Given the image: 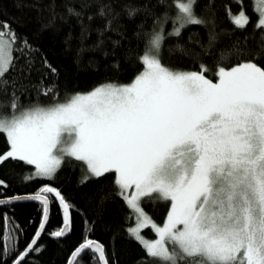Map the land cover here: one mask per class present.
<instances>
[{"label": "snow or ice", "instance_id": "snow-or-ice-1", "mask_svg": "<svg viewBox=\"0 0 264 264\" xmlns=\"http://www.w3.org/2000/svg\"><path fill=\"white\" fill-rule=\"evenodd\" d=\"M237 2L242 5L243 0ZM197 3L172 0L168 8L174 7L176 15L165 13L144 34L145 50L139 58L144 69L129 84L109 82L48 106L24 107L13 91L9 102L0 103V132L10 144L0 163L8 158L26 161L35 166L34 176L49 179H54L64 159L73 157L86 163L92 177L115 171L119 194L138 218L128 232L158 264H264V67L249 60L226 68L220 66L225 61L221 53L213 82L204 75L209 69L203 64L199 72L177 71L160 58L164 42L180 37L192 25L209 29L205 51L214 46L215 17L198 15ZM67 11L80 16L72 8ZM255 11L259 15L254 27L264 41V0ZM99 14L104 15L103 8ZM228 19L240 31L251 22L242 6L237 13L228 9ZM169 21L173 27L167 32L164 25ZM17 40L10 25H0V94H7L5 77L15 67L13 52L36 51L26 39L17 48ZM176 49L189 54L183 45ZM133 187L135 191L126 195ZM41 192L59 198L68 225L70 206L61 192L49 186ZM143 198L170 201L163 226L143 211ZM12 199L41 201L44 229L50 211L47 196L38 192L0 197V205ZM148 226L158 239L141 234ZM40 235L37 231L35 237ZM51 235L61 237L65 232L62 228ZM35 237L14 264H21L30 251H40L34 247ZM5 251L7 244L0 248V256ZM84 251L99 253L97 259L107 264L98 242L82 243L73 256Z\"/></svg>", "mask_w": 264, "mask_h": 264}, {"label": "trees", "instance_id": "trees-1", "mask_svg": "<svg viewBox=\"0 0 264 264\" xmlns=\"http://www.w3.org/2000/svg\"><path fill=\"white\" fill-rule=\"evenodd\" d=\"M171 3L172 0H0V25L6 22L17 34V48L26 39L36 50L13 52L15 67L6 74L7 94H0V103L9 102L15 91L24 107L48 106L109 82L130 83L144 69L139 59L145 50L144 34L150 33L165 13L176 15L174 7L168 8ZM241 6L251 21L243 31L234 28L228 19V9L237 13ZM68 8L80 16L70 15ZM101 8L103 16L99 14ZM255 9L254 0H243L242 5L237 0H198L196 13L204 18L215 17L216 43L205 51L209 29L188 26L180 37L164 42L162 63L177 71L196 72L203 64L209 69L204 75L212 81L217 80L216 62L221 53L225 61L220 66L226 68L249 60L264 67V41L261 30L254 27L259 15ZM130 10L134 14L130 15ZM164 27L170 32L173 25L169 21ZM177 44L189 54L178 51ZM48 89L52 91L44 95ZM9 149L6 134L0 132V155ZM35 172L34 165L19 159L8 158L0 163V180L4 182L0 197L34 194L44 186L56 188L69 203L71 229L64 238L51 235L60 231L64 221L62 206L48 193L51 212L36 246L40 251H31L21 264H67L71 253L89 238L104 245L108 264H158L128 232L136 223V214L119 194L115 171L92 177L86 163L73 157L63 160L54 179L34 176ZM141 205L159 225L171 207L170 201L148 198H143ZM42 208L38 201L0 205V248L4 244L8 247L0 256V264H12L32 241L42 221ZM141 232L147 239L156 237L151 226ZM97 257L92 251H84L75 264H101Z\"/></svg>", "mask_w": 264, "mask_h": 264}, {"label": "water", "instance_id": "water-1", "mask_svg": "<svg viewBox=\"0 0 264 264\" xmlns=\"http://www.w3.org/2000/svg\"><path fill=\"white\" fill-rule=\"evenodd\" d=\"M49 187H51V186H49ZM40 193L42 194V195H45V196H47V194L48 193H43V192H41V190H40ZM37 193H34V194H26V195H20V196H30V195H36ZM50 194H52L54 197H55V194L54 193H50ZM48 197V196H47ZM57 200H59V198L58 197H55ZM7 199H10V198H7ZM48 200H49V208H50V199H49V197H48ZM16 201H37V200H29V199H20V200H15V199H12L11 200V202L10 203H12V202H16ZM38 202H40V203H42L41 201H38ZM7 204V203H6ZM50 212H51V209H50V211H49V217H50ZM49 219V218H48ZM41 223H42V221H41ZM45 223V227H46V225H47V223H48V221H46V222H44ZM45 227H44V229H45ZM64 229V232H65V235H63V236H61V238H64L65 236H67L68 234H69V232H70V229H71V217H70V213H69V224L68 225H65L64 224V222H63V226L61 227V229ZM44 229L43 230H41L40 229V226H39V228H38V230L37 231H41V235H42V233L44 232ZM60 229V230H61ZM37 233V232H36ZM41 235L39 236V237H35L36 238V240H37V243H36V245H34V247H36L37 246V244H38V242H39V240H40V237H41ZM33 240V239H32ZM88 240H91V241H93V242H98L99 244H101V245H103L99 240H96V239H87V240H85V241H83L82 243H85V242H87ZM81 243V244H82ZM80 244V245H81ZM79 247V246H78ZM103 247H104V245H103ZM26 249V248H25ZM25 249H24V251H25ZM77 249V248H76ZM23 251V252H24ZM75 251V250H74ZM73 251V252H74ZM22 252V253H23ZM31 252V251H30ZM30 252L27 254V256L30 254ZM73 252L71 253V255H70V257H69V259H68V262H67V264H75V262L77 261V259H78V257L82 254V253H79V254H77L76 256H73ZM93 252V251H92ZM104 252H105V250H104ZM96 255L97 256H99V253H96ZM27 256L25 257V259L27 258ZM105 257H106V255H105ZM18 258V257H17ZM17 258H16V260H17ZM24 259V260H25ZM15 260V261H16ZM23 260V261H24ZM106 260H107V258H106ZM14 261V262H15ZM23 261H21V263L23 262ZM14 262L12 263V264H14ZM101 262V261H100ZM101 264H102V262H101ZM107 264H108V261H107Z\"/></svg>", "mask_w": 264, "mask_h": 264}, {"label": "rangeland", "instance_id": "rangeland-1", "mask_svg": "<svg viewBox=\"0 0 264 264\" xmlns=\"http://www.w3.org/2000/svg\"><path fill=\"white\" fill-rule=\"evenodd\" d=\"M255 1V7L256 8H258L259 7V0H254ZM132 82V81H131ZM130 82V83H131ZM213 82H216V81H213ZM127 84H129V83H127ZM92 91V90H91ZM90 92V91H89ZM87 93V92H86ZM10 150V149H9ZM8 150V151H9ZM7 151V152H8ZM6 152V153H7ZM88 170V169H87ZM89 173V172H88ZM117 174V173H116ZM89 175H91L90 173H89ZM135 191V188L133 187V188H130V189H128L127 191H126V195H131L133 192ZM141 207H142V205H141ZM144 211V210H143ZM170 211V210H169ZM145 212V211H144ZM136 214V213H135ZM169 214V213H168ZM148 216V215H147ZM149 217V216H148ZM167 217H168V215H167ZM167 217H166V219H167ZM166 219H165V221H166ZM152 220V219H151ZM153 221V220H152ZM165 221H164V223H165ZM154 222V221H153ZM137 223H138V218H137V214H136V223H135V225L132 227V228H134V227H136V225H137ZM164 223L163 224H161V225H159V224H157V225H159V226H163L164 225ZM142 230V229H141ZM141 234H142V232H141ZM143 235V234H142ZM144 236V235H143ZM145 237V236H144ZM146 238V237H145ZM147 239V238H146ZM156 239H158V237H157V235H156V237L154 238V239H148V240H156Z\"/></svg>", "mask_w": 264, "mask_h": 264}, {"label": "bare ground", "instance_id": "bare-ground-1", "mask_svg": "<svg viewBox=\"0 0 264 264\" xmlns=\"http://www.w3.org/2000/svg\"><path fill=\"white\" fill-rule=\"evenodd\" d=\"M104 250H105V248H104Z\"/></svg>", "mask_w": 264, "mask_h": 264}]
</instances>
